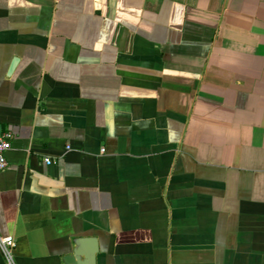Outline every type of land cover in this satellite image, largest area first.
<instances>
[{"label": "crops", "instance_id": "crops-1", "mask_svg": "<svg viewBox=\"0 0 264 264\" xmlns=\"http://www.w3.org/2000/svg\"><path fill=\"white\" fill-rule=\"evenodd\" d=\"M5 131L16 264H264V0H0Z\"/></svg>", "mask_w": 264, "mask_h": 264}, {"label": "water", "instance_id": "water-1", "mask_svg": "<svg viewBox=\"0 0 264 264\" xmlns=\"http://www.w3.org/2000/svg\"><path fill=\"white\" fill-rule=\"evenodd\" d=\"M16 63L17 58H14L11 62L8 73L12 72ZM96 252L97 246L93 238L78 237L73 240L72 251L71 253L64 256L63 262L64 264H95ZM81 257H86L87 261H80Z\"/></svg>", "mask_w": 264, "mask_h": 264}, {"label": "built area", "instance_id": "built-area-1", "mask_svg": "<svg viewBox=\"0 0 264 264\" xmlns=\"http://www.w3.org/2000/svg\"><path fill=\"white\" fill-rule=\"evenodd\" d=\"M11 132L5 131L0 133V170L7 166V151L11 147ZM47 163L50 162L45 158ZM15 243L11 236H5L0 233V253L6 264H16L14 260L13 247Z\"/></svg>", "mask_w": 264, "mask_h": 264}]
</instances>
